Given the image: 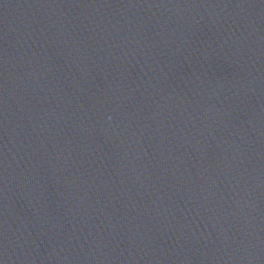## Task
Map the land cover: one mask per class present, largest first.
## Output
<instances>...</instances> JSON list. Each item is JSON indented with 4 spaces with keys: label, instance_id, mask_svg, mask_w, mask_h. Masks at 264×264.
<instances>
[{
    "label": "water",
    "instance_id": "water-1",
    "mask_svg": "<svg viewBox=\"0 0 264 264\" xmlns=\"http://www.w3.org/2000/svg\"><path fill=\"white\" fill-rule=\"evenodd\" d=\"M0 264H264V0H0Z\"/></svg>",
    "mask_w": 264,
    "mask_h": 264
}]
</instances>
